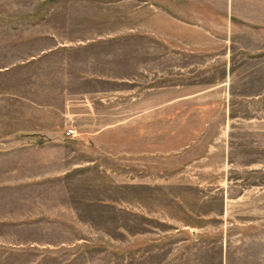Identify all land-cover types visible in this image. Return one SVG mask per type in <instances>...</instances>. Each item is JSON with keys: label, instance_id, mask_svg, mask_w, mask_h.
<instances>
[{"label": "rangeland", "instance_id": "1", "mask_svg": "<svg viewBox=\"0 0 264 264\" xmlns=\"http://www.w3.org/2000/svg\"><path fill=\"white\" fill-rule=\"evenodd\" d=\"M0 264H264V0H0Z\"/></svg>", "mask_w": 264, "mask_h": 264}]
</instances>
